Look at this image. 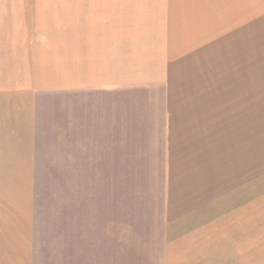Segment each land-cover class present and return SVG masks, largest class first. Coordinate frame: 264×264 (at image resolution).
I'll use <instances>...</instances> for the list:
<instances>
[{"label": "rangeland", "instance_id": "obj_1", "mask_svg": "<svg viewBox=\"0 0 264 264\" xmlns=\"http://www.w3.org/2000/svg\"><path fill=\"white\" fill-rule=\"evenodd\" d=\"M170 8L190 34L174 45L169 82L92 91L73 127L67 97L45 109L32 264H264L260 44L249 37L229 52L200 33V0ZM217 45L236 57L216 60Z\"/></svg>", "mask_w": 264, "mask_h": 264}, {"label": "crops", "instance_id": "obj_2", "mask_svg": "<svg viewBox=\"0 0 264 264\" xmlns=\"http://www.w3.org/2000/svg\"><path fill=\"white\" fill-rule=\"evenodd\" d=\"M248 2L200 0V33L229 44V52L254 38L264 68V0H250V8ZM165 3L0 0V191L6 193L0 195V220H11L0 224V264H32L31 185L39 171L40 125L50 101L68 98L73 127L75 108L92 91L118 96L126 86L171 80L174 45L187 42L190 32L174 22L172 0ZM218 53L216 60L236 57ZM223 67L217 62L214 74ZM107 94L99 98L109 100ZM4 201L11 207H3Z\"/></svg>", "mask_w": 264, "mask_h": 264}]
</instances>
